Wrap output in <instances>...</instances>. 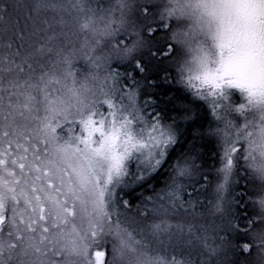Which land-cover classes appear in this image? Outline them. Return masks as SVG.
Returning <instances> with one entry per match:
<instances>
[{"label": "snow or ice", "instance_id": "6c2138e0", "mask_svg": "<svg viewBox=\"0 0 264 264\" xmlns=\"http://www.w3.org/2000/svg\"><path fill=\"white\" fill-rule=\"evenodd\" d=\"M0 264H264V0H0Z\"/></svg>", "mask_w": 264, "mask_h": 264}]
</instances>
